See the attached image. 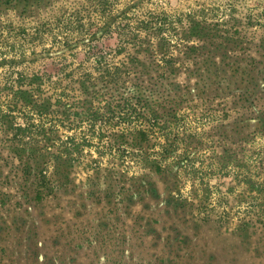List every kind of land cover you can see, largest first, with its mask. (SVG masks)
<instances>
[{
  "label": "rangeland",
  "instance_id": "374dc122",
  "mask_svg": "<svg viewBox=\"0 0 264 264\" xmlns=\"http://www.w3.org/2000/svg\"><path fill=\"white\" fill-rule=\"evenodd\" d=\"M0 264H264V0H0Z\"/></svg>",
  "mask_w": 264,
  "mask_h": 264
}]
</instances>
